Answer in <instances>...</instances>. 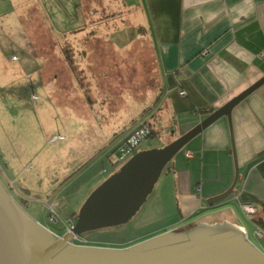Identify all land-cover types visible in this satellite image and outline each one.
I'll return each mask as SVG.
<instances>
[{"label": "rangeland", "instance_id": "rangeland-1", "mask_svg": "<svg viewBox=\"0 0 264 264\" xmlns=\"http://www.w3.org/2000/svg\"><path fill=\"white\" fill-rule=\"evenodd\" d=\"M128 2L0 0V179L15 200L26 202L31 217L58 236L71 213L135 152L180 135L172 136L163 119L158 137L118 160L126 119L149 117V110H140L159 92L150 38L137 32L141 17L131 16ZM167 168L128 222L83 233L80 244L129 245L182 231L198 218L204 211L183 216ZM232 205L247 238L264 253L255 226ZM51 208L56 221L49 219Z\"/></svg>", "mask_w": 264, "mask_h": 264}, {"label": "crops", "instance_id": "crops-1", "mask_svg": "<svg viewBox=\"0 0 264 264\" xmlns=\"http://www.w3.org/2000/svg\"><path fill=\"white\" fill-rule=\"evenodd\" d=\"M128 1L126 10L141 17L137 32L150 38L159 92L140 110H149V117L126 119L129 125L117 144L142 122L151 124L159 136L163 119L169 121L172 136L177 130L181 135L264 76V0ZM180 89L186 96L179 95ZM230 125L231 133L222 116L192 138L171 166L166 165L167 174L183 204V216L188 220L204 211L188 224L227 221L246 232L232 202L241 211L243 203L253 204L258 209L253 217L264 218V84L233 107ZM235 167L238 178L228 200L204 206L203 200L229 187ZM245 217L256 227L252 216Z\"/></svg>", "mask_w": 264, "mask_h": 264}, {"label": "water", "instance_id": "water-1", "mask_svg": "<svg viewBox=\"0 0 264 264\" xmlns=\"http://www.w3.org/2000/svg\"><path fill=\"white\" fill-rule=\"evenodd\" d=\"M262 84L264 76L162 147L135 152L88 195L71 230L60 236L31 217L0 179V264H264V253L246 232L227 221L197 222L189 229L167 230L124 248L72 242L75 235L128 222L173 157L222 116L231 133L233 107ZM237 178L235 167L229 187L206 199L207 206L225 201L234 192ZM261 212L264 215V208Z\"/></svg>", "mask_w": 264, "mask_h": 264}, {"label": "built area", "instance_id": "built-area-1", "mask_svg": "<svg viewBox=\"0 0 264 264\" xmlns=\"http://www.w3.org/2000/svg\"><path fill=\"white\" fill-rule=\"evenodd\" d=\"M206 51H203V54ZM180 96H186V92L183 89L178 90ZM151 133L150 127L142 122L140 123L132 132H130L118 145V151H119V156L118 160H124L126 159L134 150L137 148L138 144L143 141L144 139L147 138V136ZM58 137V136H57ZM54 137L53 139L57 138ZM187 156H190V152L187 153ZM242 211L245 214V216L251 217L254 214L258 212V209L255 205L250 204V203H243L241 205ZM49 219L56 221L57 220V215L55 214L54 210L51 208L50 213H49ZM74 221H70L67 225L66 228L67 230H71V227L73 226ZM254 235L258 239H264V232L259 228L255 227L254 230ZM80 235H75L73 238V243L75 244H80L82 239L78 238Z\"/></svg>", "mask_w": 264, "mask_h": 264}, {"label": "trees", "instance_id": "trees-1", "mask_svg": "<svg viewBox=\"0 0 264 264\" xmlns=\"http://www.w3.org/2000/svg\"><path fill=\"white\" fill-rule=\"evenodd\" d=\"M144 123H146L149 127H150V129H151V133L147 136V138H155V137H158V132L155 130V129H153L152 127H151V124H148L147 122H144ZM119 145V144H118ZM118 145H117V147H116V149L118 148ZM9 190V189H8ZM11 194V193H10ZM19 200V199H18ZM20 202H22V204H26V202H24V201H20ZM264 208V207H263ZM77 213V212H76ZM76 213H74L73 214V218L74 219H72V220H75V217H76ZM259 214V213H258ZM253 217V216H252ZM253 220H254V223H255V225H257V226H259V227H261L263 230H264V218L263 217H259V216H254L253 217ZM193 224H195V223H190V224H188L187 226H185L184 227V230H186V229H189L190 227H192L193 226Z\"/></svg>", "mask_w": 264, "mask_h": 264}, {"label": "flooded vegetation", "instance_id": "flooded-vegetation-1", "mask_svg": "<svg viewBox=\"0 0 264 264\" xmlns=\"http://www.w3.org/2000/svg\"><path fill=\"white\" fill-rule=\"evenodd\" d=\"M8 189V188H7ZM10 191V190H9ZM11 193V192H10ZM15 199V198H14ZM18 203H19V205L23 208V204H22V202H20V200H16ZM72 221H74V220H72ZM178 228V227H177ZM179 228H181V227H179ZM139 241H141V240H139ZM136 242H138V241H136ZM136 242H134V243H136ZM130 244H132V243H130ZM129 244V245H130ZM91 245V244H90ZM92 245H94V244H92ZM97 245H100V246H103V247H112V248H124V247H127L128 246V244H125V245H105V244H96V246Z\"/></svg>", "mask_w": 264, "mask_h": 264}]
</instances>
